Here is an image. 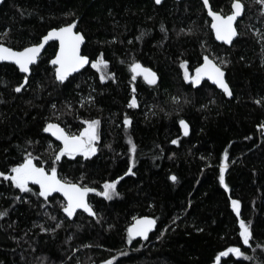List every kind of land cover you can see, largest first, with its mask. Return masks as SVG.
Returning <instances> with one entry per match:
<instances>
[{"label": "trees", "instance_id": "trees-1", "mask_svg": "<svg viewBox=\"0 0 264 264\" xmlns=\"http://www.w3.org/2000/svg\"><path fill=\"white\" fill-rule=\"evenodd\" d=\"M233 2L210 0L224 16L232 13ZM243 2L231 47L216 42L199 0H166L160 6L154 0L0 4V43L21 50L52 29L78 22L86 38L83 54L94 63L103 53L115 75L101 82L90 65L61 84L51 63L58 45L51 43L32 67L29 84L16 93L25 75L0 64V172L11 174L30 152L38 167L49 172L56 167L60 178L93 188L88 201L97 213L78 210L68 218L58 194L45 201L0 177V212H8L0 220V264H217L219 253L230 247H241L250 259L230 255L219 264H264V16L254 0ZM206 55L218 65L224 62L231 99L206 80L196 86L184 79L181 64L194 77ZM133 60L156 72L158 83L133 81ZM133 87L137 108L128 107ZM89 97L94 100L86 103ZM93 120L100 121L96 153L66 155L54 163L53 149L62 147L43 132L46 124L59 123L79 135ZM129 139L137 149L134 166ZM120 177L118 196L107 200L96 194ZM232 200L240 201V216ZM144 216L155 220L156 231L129 244L128 229ZM240 220L251 225L252 247L242 244Z\"/></svg>", "mask_w": 264, "mask_h": 264}, {"label": "snow or ice", "instance_id": "snow-or-ice-1", "mask_svg": "<svg viewBox=\"0 0 264 264\" xmlns=\"http://www.w3.org/2000/svg\"><path fill=\"white\" fill-rule=\"evenodd\" d=\"M202 2L207 9V14L212 18L213 22L211 23V28L215 32V38L218 41L231 45L234 37L238 35L234 23L238 17L244 14L245 11L243 0H234L232 4L234 11L227 16H224L222 12L214 11L211 7L210 0H202ZM254 2L261 6L260 14L264 16V0H254ZM2 3H4V0H0V4ZM155 3L160 4L161 0H155ZM75 28L76 24L70 23L58 30L54 29L43 37V43L25 47L23 50H13L11 47L4 46L3 43H0V62H10L11 64L16 65L21 73L30 75L31 66L37 63L44 45L49 41L57 40L59 41V53L55 59L51 60V63L57 66L56 80L63 84L71 74L80 71V69L90 63L89 58L86 55H81V45L84 43V36L78 31H74ZM161 30L165 31L163 26H161ZM189 34H191V30H189ZM4 35L6 36L7 33H4ZM143 35L144 34L142 33L137 39H142ZM257 35L259 36L260 33H257ZM261 42L262 46H264V39H262ZM223 63L224 62L221 61L220 65H218L206 55L203 58L202 66L196 68L194 77L189 74L186 62L182 63L181 67L185 69L184 79L190 84L199 86L202 80L207 79L211 81L212 84L222 89L228 97H232L233 93L224 79L225 72L221 67ZM91 67L101 73V82H106L107 79H115L114 74L112 76H107L104 71L108 68V62L104 59L103 53L100 54V57L96 62L91 64ZM130 73L133 81H135L137 77H142L143 81L148 85L154 86L158 83L156 72L134 60L130 66ZM28 75H25L23 77V82L13 89L16 93H21L22 90L25 89V86L29 84ZM136 91V88L133 87V95L128 104L129 108L139 107L138 99L135 94ZM93 100L94 98L89 97L86 103H91ZM256 102L260 103V101ZM0 103H3V101H0ZM52 107L55 109V105H52ZM67 107L70 108L71 106L68 105ZM81 107H83V104H81ZM58 119L59 118L57 117V120ZM179 123L184 129V135H188V124L183 119H181ZM124 124L130 127L132 124L131 119L125 116ZM99 125V120L88 121L87 128H85L83 133L80 135H72L67 132L65 128L61 127L59 123L48 122L43 128V132L50 133L51 136L55 137L56 140L61 141L63 144L62 149H53L54 163L59 162L61 158L66 155L73 158L76 154H81L85 158L94 155L97 151L95 143L99 139ZM128 143L131 146L134 166V158L137 150L136 145L131 139L128 140ZM172 143L178 144L179 142L174 140ZM28 144L31 145L32 142L29 141ZM225 158H227V154H225ZM34 159L35 158L29 152L23 163L10 169L11 174L0 172V177L4 180L11 181L15 188L19 189L21 192L37 195L38 197H42L45 201H47L52 194L61 193L66 200V203L62 205V210L68 218L75 217L78 210H82L83 213H87L89 216H97L93 206L88 201L89 193L95 191L93 188L78 185L62 179L58 176L56 167H52L50 172L46 171L44 167H38L34 163ZM224 171L225 169L222 168L220 174L221 184L225 183ZM127 174H133L131 168L128 169ZM121 179H123V177H120L113 182L105 183L103 185V191L96 194L102 195L107 200H112L115 196L119 195L116 188ZM171 179L176 181L177 178L172 176ZM30 184L38 185V192L33 193L32 188L29 187ZM225 187H227V185H225ZM16 199L20 200L21 198L16 197ZM231 203L233 211L237 216H240V201L232 200ZM45 214L47 215V213ZM7 215V210L0 212V220ZM50 219L55 220V217H50ZM62 224L63 222L61 221L57 224V227H61ZM154 225L155 221L151 219L145 218L143 220H137V223L132 228L128 229V243L131 244L132 240L136 237H142L144 240H147L148 234L153 229ZM37 226L42 230L47 231L43 225ZM239 227V236L242 240L243 246L252 247L250 241H252L254 237L250 223L240 220ZM85 247H92V245H86ZM230 255H234L237 258L243 257L245 260L250 259L248 256L244 255L241 247H230L226 251L219 253V256L216 258L217 264H219L222 257H229ZM104 264H114V261L108 260L105 261ZM225 264H227V262H225Z\"/></svg>", "mask_w": 264, "mask_h": 264}, {"label": "water", "instance_id": "water-1", "mask_svg": "<svg viewBox=\"0 0 264 264\" xmlns=\"http://www.w3.org/2000/svg\"><path fill=\"white\" fill-rule=\"evenodd\" d=\"M155 1V0H154ZM164 1H166V0H161V3L160 4H157L158 6H160L161 4H163V2ZM174 1H177V2H181V1H190V0H174ZM199 1H201L202 2V0H199ZM203 3V2H202ZM212 7V6H211ZM204 8H205V6H204ZM205 10H206V13H207V9L205 8ZM234 11V9L232 8V12ZM207 16H208V18H209V20L211 21V23L213 22L212 21V18L207 14ZM243 16H244V14L242 15V16H240V17H238L237 18V20L235 21V23H234V27L236 28V31H237V33H238V35L236 36V37H234V39H233V42H232V44L231 45H228V44H225L224 42H222V41H218L216 38H215V32L212 30V28H211V30H212V32H213V34H214V38H215V40H216V42L217 43H219V44H223V45H225V46H227V47H231L233 44H234V42L237 40V38H238V36H239V32H238V29H237V23L240 21V20H242V18H243ZM73 23H75L76 24V28L74 29V31H78V22H73ZM67 26V25H66ZM63 27H65V26H63ZM61 28V27H60ZM59 29V28H58ZM57 29V30H58ZM52 30H54V29H52ZM52 30H50V31H52ZM49 31V32H50ZM48 32V33H49ZM79 33H81V34H83L82 32H80V31H78ZM47 33V34H48ZM46 34V35H47ZM45 35V36H46ZM84 36V35H83ZM40 43H43V38L41 39V41H40ZM40 43H38V44H40ZM51 43H57V45H58V49H57V53H56V56H57V54L59 53V41H57V40H52V41H49L47 44H45L44 45V48L42 49V51H41V53H40V56H39V58H38V61H39V59H40V57L42 56V54L44 53V51L46 50V48L48 47V45L49 44H51ZM85 43H86V38L84 37V43L81 45V55H84L83 54V46L85 45ZM35 45H37V44H35ZM4 46H7V45H5L4 44ZM33 46V45H32ZM7 47H9V46H7ZM29 47V46H28ZM13 49V48H12ZM13 50H15V49H13ZM21 50H23V49H21ZM55 56V57H56ZM88 57V56H87ZM89 58V57H88ZM55 59V58H54ZM209 59H212V58H210L209 57ZM213 60V59H212ZM38 61H37V63H38ZM89 61H90V63L88 64V65H85L82 69H80V71H78V72H75V73H73V74H71L70 76H74V75H76V74H79V73H81L84 69H86L88 66H90L92 63H91V59L89 58ZM214 61V60H213ZM215 62V61H214ZM37 63L36 64H33L32 66H31V69H32V67L33 66H35V65H37ZM216 63V62H215ZM0 64H11L10 62H7V61H5V62H0ZM11 65H13V64H11ZM14 66H16V65H14ZM202 66V65H201ZM17 67V66H16ZM55 67H57V66H55ZM17 69H18V67H17ZM19 70V69H18ZM222 70L225 72V70L222 68ZM20 72V71H19ZM21 73V72H20ZM21 74H23V75H28V74H25V73H21ZM28 76H30V75H28ZM69 76V77H70ZM224 79H225V81L227 82V78H226V72H225V77H224ZM208 81L211 85H213L214 87H216L219 91H221L222 93H224L223 92V90L222 89H220L219 87H217L216 85H214V84H212L211 83V81H209V80H207V79H204V80H202V81ZM228 83V82H227ZM229 85V84H228ZM230 87V86H229ZM231 89V88H230ZM225 94V93H224ZM226 95V94H225ZM227 96V95H226ZM228 97V96H227ZM232 97H233V95H232ZM232 97H228L229 99H231ZM61 126V125H60ZM62 127V126H61ZM181 129H182V131H183V133H184V129L181 127ZM188 133H189V126H188ZM54 141H56L57 143H59L60 145H61V147L63 148V144H62V142L61 141H58V140H56L55 139V137H53V136H51V134L50 133H47ZM76 155H78V154H76ZM38 186V185H37ZM56 194H58L65 202H66V200H65V197L61 194V193H56ZM145 218H147V219H151V220H154V219H152V218H150V217H147V216H144V217H139V218H137V219H135L134 220V222H133V224L130 226V228H132L136 223H137V220H143V219H145ZM155 221V220H154ZM156 222H155V225H154V227H153V229L149 232V234H148V238L151 236V234H153L155 231H156ZM134 240H144L142 237H136V238H134Z\"/></svg>", "mask_w": 264, "mask_h": 264}, {"label": "rangeland", "instance_id": "rangeland-1", "mask_svg": "<svg viewBox=\"0 0 264 264\" xmlns=\"http://www.w3.org/2000/svg\"><path fill=\"white\" fill-rule=\"evenodd\" d=\"M104 71H105V73H106L107 76H112V74H110L108 68L105 69ZM100 75H101V73H100ZM107 80H109V79H107ZM85 128H87V122H86L85 127H84V129L82 130L81 133H83V131L85 130ZM98 132H99V128H98ZM81 133H80V134H81ZM80 134H79V135H80ZM98 140H99V139H98ZM97 144H98V141H96V143H95V147H96V149H97ZM79 155H81V154H79ZM82 156H83V155H82ZM90 156H92V155H90ZM90 156H89V157H90ZM83 157H84V156H83ZM223 168L225 169V165L223 166Z\"/></svg>", "mask_w": 264, "mask_h": 264}]
</instances>
